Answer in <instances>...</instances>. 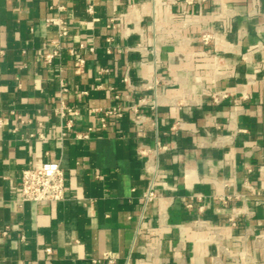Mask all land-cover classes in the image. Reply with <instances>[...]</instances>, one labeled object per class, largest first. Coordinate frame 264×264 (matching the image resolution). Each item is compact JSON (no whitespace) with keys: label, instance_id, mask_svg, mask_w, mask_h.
Segmentation results:
<instances>
[{"label":"crops","instance_id":"crops-1","mask_svg":"<svg viewBox=\"0 0 264 264\" xmlns=\"http://www.w3.org/2000/svg\"><path fill=\"white\" fill-rule=\"evenodd\" d=\"M53 16L69 35L48 64ZM213 91L229 96L212 103ZM115 105L122 116L104 117ZM157 142L144 206L140 150ZM39 159L60 164L65 198L21 203V172ZM103 253L264 264V0H0V264H107L92 262Z\"/></svg>","mask_w":264,"mask_h":264},{"label":"built area","instance_id":"built-area-1","mask_svg":"<svg viewBox=\"0 0 264 264\" xmlns=\"http://www.w3.org/2000/svg\"><path fill=\"white\" fill-rule=\"evenodd\" d=\"M132 7V5H130ZM58 11H63L64 6L62 4L56 5ZM91 11V7L88 8ZM46 24L54 26L57 29V39L53 43V48L51 51L46 52L43 55L44 61L46 63H51L52 60L60 55V52L63 48V41L69 35V24L67 20L60 16H53L46 18ZM200 39L203 44H208L213 40V36L210 33L203 32L200 35ZM108 43L111 41L110 38H107ZM84 44H79V49L84 48ZM90 51H94V48L88 47ZM108 53L111 52V47L108 45L106 48ZM69 52L71 55L76 57V62L79 66L84 65V58L79 56V51L77 48H70ZM124 81L131 86L130 80L127 77H124ZM60 92L66 93L68 88L64 80L59 82ZM229 96L228 92L224 91H213L209 93V97L212 103H219L222 100L226 99ZM60 106L57 109L58 114L61 117H64L67 112L71 109L65 104L64 100H60ZM123 113L122 107L119 105L109 106L103 110L104 117L113 116L121 117ZM104 117L101 120H104ZM134 123L139 125L141 120L139 116L134 117ZM104 124V123H103ZM71 123L68 120L61 130V135L65 136L67 131L70 129ZM88 137L87 133L76 134L78 139H86ZM165 149V146L160 145L158 142L153 149L142 147L140 153L147 157V171L151 175L149 186L143 193L142 199L143 204L146 206L148 203L152 202L157 198V193L154 189V181L158 175V153L160 150ZM65 173L61 168L60 164L57 162H48L42 159H39L35 164L29 168L22 170L20 175V187L18 190V199L19 202H54L63 200L65 198ZM191 203H188V206H191ZM202 208V207H201ZM229 221L234 224L233 217L229 218ZM47 252H50V248L46 249ZM101 260H105L107 264H113L114 260L107 253H103L102 257L99 259H93V263H98Z\"/></svg>","mask_w":264,"mask_h":264}]
</instances>
